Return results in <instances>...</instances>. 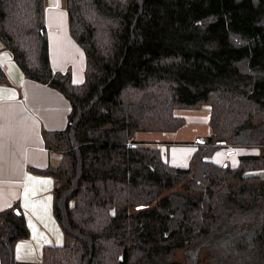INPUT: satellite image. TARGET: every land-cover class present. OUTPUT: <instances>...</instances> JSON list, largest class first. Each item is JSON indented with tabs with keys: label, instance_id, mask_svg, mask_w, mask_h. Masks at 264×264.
<instances>
[{
	"label": "trees",
	"instance_id": "1",
	"mask_svg": "<svg viewBox=\"0 0 264 264\" xmlns=\"http://www.w3.org/2000/svg\"><path fill=\"white\" fill-rule=\"evenodd\" d=\"M46 0H0V44L28 79L70 102L43 131L58 163L54 214L66 236L42 264H264V0H65L85 80L50 62ZM0 83H9L0 65ZM210 108V135L186 168L140 133L174 132L179 110ZM257 148L239 165L209 158ZM30 229L0 212V260Z\"/></svg>",
	"mask_w": 264,
	"mask_h": 264
},
{
	"label": "crops",
	"instance_id": "2",
	"mask_svg": "<svg viewBox=\"0 0 264 264\" xmlns=\"http://www.w3.org/2000/svg\"><path fill=\"white\" fill-rule=\"evenodd\" d=\"M45 23L53 69L71 74L74 84H82L86 55L70 33L65 0H46ZM0 65L9 80L0 83V212L15 205L22 209L30 235L17 242L16 260L42 264L44 249L63 246L67 239L54 214L56 180L33 168L58 163V156L45 145L43 131L65 129L71 104L57 89L25 77L8 50L0 49ZM210 132L206 106L190 111L177 131L140 133L139 139L159 147L170 165L186 168ZM254 154H259L257 148L223 147L209 159L237 167L241 156Z\"/></svg>",
	"mask_w": 264,
	"mask_h": 264
},
{
	"label": "rangeland",
	"instance_id": "3",
	"mask_svg": "<svg viewBox=\"0 0 264 264\" xmlns=\"http://www.w3.org/2000/svg\"><path fill=\"white\" fill-rule=\"evenodd\" d=\"M67 9H66V6H65V11H66ZM85 55V54H84ZM50 57V56H49ZM56 71H58V70H56ZM193 111V110H192ZM190 112V110H179L178 112H176V114L178 115V116H180V117H182V118H184L185 119V124H186V118H187V114ZM184 124V125H185ZM183 125V126H184ZM226 148H228V146H226ZM231 149V148H230ZM227 164V163H226ZM226 164H224V166L226 165ZM258 174H259V176H261V177H264V168L263 169H261V170H259L258 172H257ZM71 242V240L68 242L67 241V243H70Z\"/></svg>",
	"mask_w": 264,
	"mask_h": 264
},
{
	"label": "bare ground",
	"instance_id": "4",
	"mask_svg": "<svg viewBox=\"0 0 264 264\" xmlns=\"http://www.w3.org/2000/svg\"><path fill=\"white\" fill-rule=\"evenodd\" d=\"M85 52V51H84Z\"/></svg>",
	"mask_w": 264,
	"mask_h": 264
},
{
	"label": "water",
	"instance_id": "5",
	"mask_svg": "<svg viewBox=\"0 0 264 264\" xmlns=\"http://www.w3.org/2000/svg\"><path fill=\"white\" fill-rule=\"evenodd\" d=\"M226 166V165H225Z\"/></svg>",
	"mask_w": 264,
	"mask_h": 264
}]
</instances>
